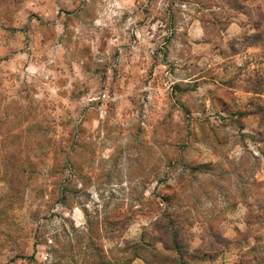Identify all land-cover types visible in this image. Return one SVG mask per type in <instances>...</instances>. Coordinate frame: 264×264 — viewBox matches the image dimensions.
I'll use <instances>...</instances> for the list:
<instances>
[{
	"label": "rangeland",
	"instance_id": "rangeland-1",
	"mask_svg": "<svg viewBox=\"0 0 264 264\" xmlns=\"http://www.w3.org/2000/svg\"><path fill=\"white\" fill-rule=\"evenodd\" d=\"M173 236L264 264V0H0V264H175Z\"/></svg>",
	"mask_w": 264,
	"mask_h": 264
},
{
	"label": "trees",
	"instance_id": "trees-1",
	"mask_svg": "<svg viewBox=\"0 0 264 264\" xmlns=\"http://www.w3.org/2000/svg\"><path fill=\"white\" fill-rule=\"evenodd\" d=\"M167 202V201H166ZM178 243H179V241H178V238L177 237H175V236H173V241H172V245H171V248H168V247H166V248H164L165 249V251H168V252H174L175 253V255L176 256H178V259H179V261H178V263H175V264H186L185 262H184V260H182V259H180V248H179V246H178ZM165 245V244H164ZM98 259H99V257H98ZM134 259H138V257L137 256H134ZM132 260V259H131ZM84 261V260H83ZM130 262V260H128L126 263H129ZM88 264V262H83L82 264ZM125 263V262H124Z\"/></svg>",
	"mask_w": 264,
	"mask_h": 264
},
{
	"label": "built area",
	"instance_id": "built-area-1",
	"mask_svg": "<svg viewBox=\"0 0 264 264\" xmlns=\"http://www.w3.org/2000/svg\"><path fill=\"white\" fill-rule=\"evenodd\" d=\"M108 100H109V97L107 96L106 93H102L98 97V101L103 102V103L107 102Z\"/></svg>",
	"mask_w": 264,
	"mask_h": 264
},
{
	"label": "crops",
	"instance_id": "crops-1",
	"mask_svg": "<svg viewBox=\"0 0 264 264\" xmlns=\"http://www.w3.org/2000/svg\"><path fill=\"white\" fill-rule=\"evenodd\" d=\"M4 39H5V37L3 38V42H2V44H5V43H4ZM6 39H7V37H6ZM7 41H10V40H7ZM24 55H25V54H24Z\"/></svg>",
	"mask_w": 264,
	"mask_h": 264
}]
</instances>
